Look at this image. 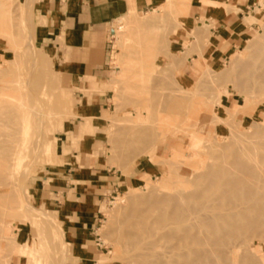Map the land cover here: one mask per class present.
Segmentation results:
<instances>
[{
  "label": "rangeland",
  "instance_id": "obj_1",
  "mask_svg": "<svg viewBox=\"0 0 264 264\" xmlns=\"http://www.w3.org/2000/svg\"><path fill=\"white\" fill-rule=\"evenodd\" d=\"M258 1L264 6V0ZM190 3L164 0L113 23L109 76L102 87L107 94L101 119V164L123 175L135 170L138 181L102 200L101 213L84 242L89 251L85 254L81 242L70 238L61 214L45 205L34 189L52 182L49 171L64 163L60 137L68 125L80 120L74 111L80 100L74 93L77 89L36 41L31 5L24 0H0V119L6 106H23L16 101L20 94L28 106L42 109L25 122L18 116L8 124L12 129H26L22 152L15 161L11 151L2 150L13 143L0 122V264H128L117 238L135 200L146 207L154 196L178 198L190 189V183L184 182L190 176L183 175L184 181L178 182V173L198 175L219 155L264 139V133H253V123L264 121V88L261 92L246 88L252 85L253 65L264 48V13L259 20L251 18L257 26L225 59L201 64L189 57L196 53L205 59L210 34L188 26ZM36 75L49 82L48 88L46 82L39 84ZM36 97L42 99L41 104ZM168 99L184 105L169 110ZM82 120L85 130L90 119ZM134 124L154 130V139L132 136ZM256 153L252 156L264 150ZM44 219L54 222L47 224ZM250 247L264 255V226L249 233L239 254L251 257ZM62 249L68 250L64 262Z\"/></svg>",
  "mask_w": 264,
  "mask_h": 264
},
{
  "label": "crops",
  "instance_id": "obj_2",
  "mask_svg": "<svg viewBox=\"0 0 264 264\" xmlns=\"http://www.w3.org/2000/svg\"><path fill=\"white\" fill-rule=\"evenodd\" d=\"M34 12V36L64 74L75 85L80 98L74 111L80 120L68 125L60 143L64 163L49 171L52 182L34 186L44 204L64 218L71 239H78L87 254L85 240L101 213L109 193L132 187L137 171L123 175L101 161L103 123L109 76L110 37L113 23L125 14L144 11L164 0H24ZM264 13L258 0H191L188 26L210 34L205 59L194 53L190 61L217 63L238 47L257 26ZM194 56V57H193ZM83 118L90 119L89 126ZM137 167L136 169H138ZM35 183H38L37 181Z\"/></svg>",
  "mask_w": 264,
  "mask_h": 264
},
{
  "label": "bare ground",
  "instance_id": "obj_3",
  "mask_svg": "<svg viewBox=\"0 0 264 264\" xmlns=\"http://www.w3.org/2000/svg\"><path fill=\"white\" fill-rule=\"evenodd\" d=\"M253 69V75L249 78L252 80V85L251 87L246 85V88L250 91L257 92L259 89L258 92H264V90L260 91L264 88V48L258 52ZM35 79L40 85L46 82L48 85H45V88H48L47 80L42 81L38 75ZM17 83L22 85L19 80ZM16 99L23 106H6L0 119L1 124L5 126L4 131L8 132L7 138L13 143L12 146L2 147V150L11 151L13 161L20 157L26 139L23 136L26 129L24 127L12 129L8 124L16 121L18 116L25 122L31 113L42 110L40 106H28L21 94ZM169 99L167 102L169 110L184 105ZM36 101L39 105L42 99L36 97ZM263 122L253 123L256 124L253 133H264V129H261L264 127ZM174 123L176 125L177 120ZM132 126H134L132 136L136 134L143 140L154 139V130L136 124ZM259 150H264V139L239 145L228 155H219L215 161L208 164L207 170L199 169L198 175H191V172L178 173V182L184 181L183 178L181 180V176H190L188 181L186 179L184 181L190 183V189H184L185 193L178 198L170 195H164L162 198L154 196L147 200L146 207L135 200L130 215L120 227L117 238L119 248L125 254V261L128 264H264V255L253 247H250L253 253L251 257L239 254L242 243L249 233H255L260 226H264V154L252 156ZM174 153L175 156H179L177 150ZM212 156L211 161L214 159ZM173 172L174 169L170 170V174ZM187 201H195V203L190 205ZM171 202L174 203L172 209H170ZM47 221L54 222L44 219V223ZM67 251L62 249L61 262L66 259Z\"/></svg>",
  "mask_w": 264,
  "mask_h": 264
}]
</instances>
